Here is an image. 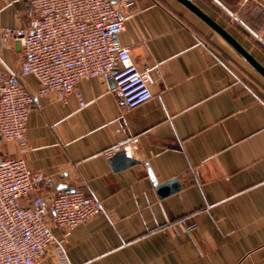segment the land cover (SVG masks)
Returning <instances> with one entry per match:
<instances>
[{
    "label": "crops",
    "instance_id": "0c3cea01",
    "mask_svg": "<svg viewBox=\"0 0 264 264\" xmlns=\"http://www.w3.org/2000/svg\"><path fill=\"white\" fill-rule=\"evenodd\" d=\"M192 1L264 67V0ZM23 23V0H0V25ZM120 41L157 65L150 101L130 108L113 81L89 78L78 85L87 106L43 96L28 119L29 168L103 203L67 235V264H264V75L177 0H137ZM23 56L20 41L0 39V71ZM119 144L136 163L115 170L107 151ZM17 155L0 141V158ZM147 165L181 189L161 197ZM37 264L60 261L51 247Z\"/></svg>",
    "mask_w": 264,
    "mask_h": 264
},
{
    "label": "built area",
    "instance_id": "2783aa9c",
    "mask_svg": "<svg viewBox=\"0 0 264 264\" xmlns=\"http://www.w3.org/2000/svg\"><path fill=\"white\" fill-rule=\"evenodd\" d=\"M23 2L32 23L0 25L2 41L18 40L24 48L17 70L0 71V141L15 143L18 151L0 158V264H37L51 247L60 264H67V235L102 214L103 203L81 188L58 189L54 175L29 168L30 112L43 96L65 102L75 95L81 107L87 106L78 85L89 78L113 80L114 93L128 107H137L153 98L150 74L157 65L140 66L120 41L137 0ZM27 76L36 78L37 90L25 84ZM134 149L119 144L107 156L121 150L130 155ZM54 226L64 232L62 237H56Z\"/></svg>",
    "mask_w": 264,
    "mask_h": 264
},
{
    "label": "water",
    "instance_id": "95a60500",
    "mask_svg": "<svg viewBox=\"0 0 264 264\" xmlns=\"http://www.w3.org/2000/svg\"><path fill=\"white\" fill-rule=\"evenodd\" d=\"M188 7L191 11H193L196 15H198L201 19H203L208 25H210L215 31H217L220 35H222L227 41H229L246 59L252 64L262 75H264V67L261 63H259L241 44L240 42L234 38L224 27H222L217 21L207 15L202 9H200L192 0H177ZM113 81V80H111ZM114 84V82H112ZM111 162L115 170H121L127 167L134 165L136 162L127 156L125 150H121L115 153L111 157ZM149 174L153 183L157 186V190L161 197H165L169 194L177 192L181 189V184L177 178L171 179L164 183H159L155 174L153 173L151 167L147 165ZM58 189H62L64 191L72 192L75 188H69L67 184L60 183L57 186Z\"/></svg>",
    "mask_w": 264,
    "mask_h": 264
}]
</instances>
